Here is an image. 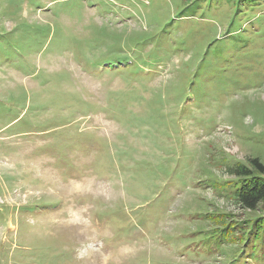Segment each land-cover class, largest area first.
<instances>
[{"label": "rangeland", "instance_id": "rangeland-1", "mask_svg": "<svg viewBox=\"0 0 264 264\" xmlns=\"http://www.w3.org/2000/svg\"><path fill=\"white\" fill-rule=\"evenodd\" d=\"M0 41V264H264L230 173L264 164V0H0Z\"/></svg>", "mask_w": 264, "mask_h": 264}, {"label": "trees", "instance_id": "trees-1", "mask_svg": "<svg viewBox=\"0 0 264 264\" xmlns=\"http://www.w3.org/2000/svg\"><path fill=\"white\" fill-rule=\"evenodd\" d=\"M1 43H3V44H1ZM4 44H5V41H3V42L0 41V45H4ZM216 46H217V41H214L210 47L213 50ZM208 50H209V48H208ZM207 53H209V52H207ZM140 63H144V62L141 61ZM208 67H210V66H208ZM132 70H134V72H136L135 68H133ZM128 73H130V72H128ZM193 79L194 78L192 75V80ZM250 162H251V165L253 166V168L255 169V171L258 172V174L255 175L252 170H248L245 167L232 168L230 173L233 174L234 176L241 178L240 179L241 182H240L238 188L233 192V194L231 196H232V199L241 208L254 210V209H256L257 205L264 200V164L262 162H260L257 158L252 159ZM258 227L259 228L256 231H264V227H261V223L258 224ZM220 229H221L220 231H214L213 233H214V236H221L222 237V240L219 241V243L221 244V243H225L227 241L226 239L231 236V233L225 232L226 231L225 228H220ZM242 230H243V228L239 227V229H236V232H240ZM225 233H227L228 236ZM237 254H239V253L237 252ZM252 256H253V259H254V257L256 259V257H257L256 252L252 253ZM237 257H238V255L236 256V258ZM240 257H242V256L238 257L239 260H240Z\"/></svg>", "mask_w": 264, "mask_h": 264}]
</instances>
